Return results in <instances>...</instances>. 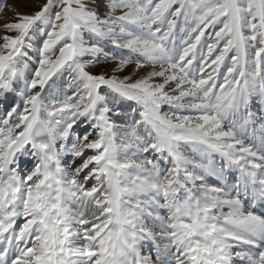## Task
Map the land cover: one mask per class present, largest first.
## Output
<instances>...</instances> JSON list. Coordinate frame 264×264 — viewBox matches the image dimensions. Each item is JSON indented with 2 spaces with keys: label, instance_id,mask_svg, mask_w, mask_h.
Wrapping results in <instances>:
<instances>
[{
  "label": "snow or ice",
  "instance_id": "6c2138e0",
  "mask_svg": "<svg viewBox=\"0 0 264 264\" xmlns=\"http://www.w3.org/2000/svg\"><path fill=\"white\" fill-rule=\"evenodd\" d=\"M29 2L0 23V264H264V0Z\"/></svg>",
  "mask_w": 264,
  "mask_h": 264
},
{
  "label": "rangeland",
  "instance_id": "374dc122",
  "mask_svg": "<svg viewBox=\"0 0 264 264\" xmlns=\"http://www.w3.org/2000/svg\"><path fill=\"white\" fill-rule=\"evenodd\" d=\"M12 4H17L18 5V11L20 12H29L32 10L33 5L29 2L26 5H20L19 0H0V5H4L5 7L2 8V10H0V23L4 22L6 19H11L13 16V13L11 11L8 10V8L6 7V5H12ZM103 67H107V65H101ZM101 66H94L93 67V71H97L99 70V68ZM134 66L133 65H129V67L126 69L124 74H128L129 72L132 71V68ZM13 103H19V96L18 94L16 95H12L9 94L5 99L0 98V112H3V110L8 107L10 104ZM168 109L166 108L165 111H167ZM182 114H189V113H182ZM79 130V129H78ZM91 154V153H89ZM80 161H77V164H79ZM31 166V162L30 161H21V169H25ZM210 184H215V181L210 179L209 180ZM226 210V209H225ZM259 210V209H257ZM144 251H148V249H144Z\"/></svg>",
  "mask_w": 264,
  "mask_h": 264
}]
</instances>
